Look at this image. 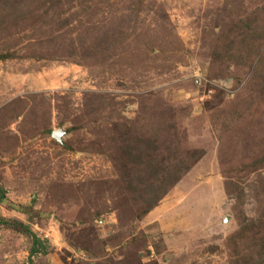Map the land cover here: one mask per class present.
I'll return each mask as SVG.
<instances>
[{
    "label": "rangeland",
    "instance_id": "374dc122",
    "mask_svg": "<svg viewBox=\"0 0 264 264\" xmlns=\"http://www.w3.org/2000/svg\"><path fill=\"white\" fill-rule=\"evenodd\" d=\"M0 57V264L264 260V0H0Z\"/></svg>",
    "mask_w": 264,
    "mask_h": 264
},
{
    "label": "trees",
    "instance_id": "16d2710c",
    "mask_svg": "<svg viewBox=\"0 0 264 264\" xmlns=\"http://www.w3.org/2000/svg\"><path fill=\"white\" fill-rule=\"evenodd\" d=\"M3 57H0V59H2ZM177 167V166H176ZM180 169L179 170V173L182 174V173H185L189 170V168L187 167V165L185 163H181V165L175 169ZM175 172V175H177V171H174ZM136 185L134 186V190H142L141 191V194L139 195V200L138 201H141L144 205H145V209L141 212L142 215H146L149 211H151L157 204V202L159 201L160 197H162L166 191H162L161 194L159 192V188L156 187V185H152V183L150 184V186H146L145 188L147 189V191L143 190L142 189V186H145V184L141 183V178L137 177L136 179ZM179 180V177H177L176 179V182ZM175 181V180H174ZM173 181V182H174ZM153 182V181H152ZM2 193V191H0ZM4 194V193H3ZM147 195H153L154 198H151L149 199L148 201H145L144 200V196ZM156 194H159L156 196ZM0 199H3V195H0ZM6 222L7 224H10L8 221H4ZM13 226H17L18 228H20L22 230V232L24 231V233L26 232L27 234L30 233V231L28 230L27 227H25L22 223L20 222H13L11 223ZM25 233V234H26ZM34 237V236H32ZM36 251L34 250H31V253L34 254ZM32 256V255H30ZM260 264H264V260H261L260 259ZM257 264V263H256Z\"/></svg>",
    "mask_w": 264,
    "mask_h": 264
},
{
    "label": "water",
    "instance_id": "95a60500",
    "mask_svg": "<svg viewBox=\"0 0 264 264\" xmlns=\"http://www.w3.org/2000/svg\"><path fill=\"white\" fill-rule=\"evenodd\" d=\"M64 134V131L58 129V130H54L51 133V137L55 140V141H59L60 137Z\"/></svg>",
    "mask_w": 264,
    "mask_h": 264
}]
</instances>
